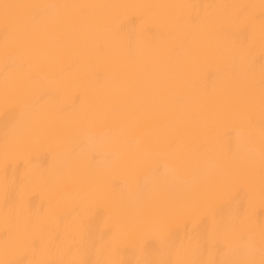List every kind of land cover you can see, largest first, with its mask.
I'll return each instance as SVG.
<instances>
[{
    "label": "bare ground",
    "instance_id": "bare-ground-1",
    "mask_svg": "<svg viewBox=\"0 0 264 264\" xmlns=\"http://www.w3.org/2000/svg\"><path fill=\"white\" fill-rule=\"evenodd\" d=\"M0 264H264V0H0Z\"/></svg>",
    "mask_w": 264,
    "mask_h": 264
}]
</instances>
